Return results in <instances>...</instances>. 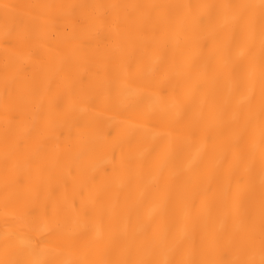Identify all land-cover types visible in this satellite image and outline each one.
I'll use <instances>...</instances> for the list:
<instances>
[{"label": "bare ground", "instance_id": "6f19581e", "mask_svg": "<svg viewBox=\"0 0 264 264\" xmlns=\"http://www.w3.org/2000/svg\"><path fill=\"white\" fill-rule=\"evenodd\" d=\"M0 264H264V0H0Z\"/></svg>", "mask_w": 264, "mask_h": 264}]
</instances>
